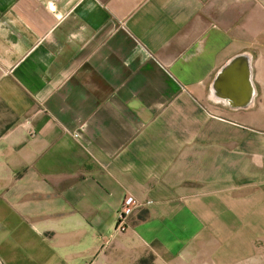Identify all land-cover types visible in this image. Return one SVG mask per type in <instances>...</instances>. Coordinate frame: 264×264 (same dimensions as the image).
<instances>
[{
    "label": "crops",
    "instance_id": "crops-1",
    "mask_svg": "<svg viewBox=\"0 0 264 264\" xmlns=\"http://www.w3.org/2000/svg\"><path fill=\"white\" fill-rule=\"evenodd\" d=\"M0 260L264 264V0H0Z\"/></svg>",
    "mask_w": 264,
    "mask_h": 264
},
{
    "label": "water",
    "instance_id": "water-1",
    "mask_svg": "<svg viewBox=\"0 0 264 264\" xmlns=\"http://www.w3.org/2000/svg\"><path fill=\"white\" fill-rule=\"evenodd\" d=\"M236 82L239 90L234 88ZM215 86L225 97L232 100L235 106L247 105L253 95L249 58L239 55L230 61L220 72ZM232 88L236 93L231 91Z\"/></svg>",
    "mask_w": 264,
    "mask_h": 264
},
{
    "label": "built area",
    "instance_id": "built-area-1",
    "mask_svg": "<svg viewBox=\"0 0 264 264\" xmlns=\"http://www.w3.org/2000/svg\"><path fill=\"white\" fill-rule=\"evenodd\" d=\"M141 206V203L138 202L133 196L127 195L123 200V205L121 211L118 215L117 220V231L124 232L130 227L129 219L131 214L135 209ZM0 264H2L0 260Z\"/></svg>",
    "mask_w": 264,
    "mask_h": 264
}]
</instances>
